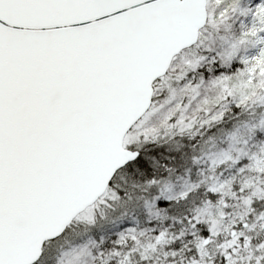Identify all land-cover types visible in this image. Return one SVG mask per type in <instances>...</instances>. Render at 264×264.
Listing matches in <instances>:
<instances>
[{
    "label": "snow or ice",
    "instance_id": "obj_1",
    "mask_svg": "<svg viewBox=\"0 0 264 264\" xmlns=\"http://www.w3.org/2000/svg\"><path fill=\"white\" fill-rule=\"evenodd\" d=\"M0 264H264V0H0Z\"/></svg>",
    "mask_w": 264,
    "mask_h": 264
}]
</instances>
